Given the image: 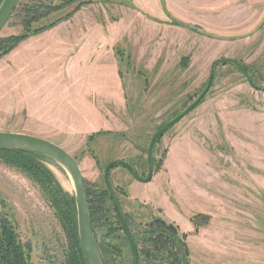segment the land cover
I'll return each instance as SVG.
<instances>
[{"label":"rangeland","instance_id":"1","mask_svg":"<svg viewBox=\"0 0 264 264\" xmlns=\"http://www.w3.org/2000/svg\"><path fill=\"white\" fill-rule=\"evenodd\" d=\"M82 2L0 58V132L62 147L96 201L112 162L147 178L152 137L199 98L213 68L203 99L155 143L150 182L115 165L109 183L133 232L177 224L190 264H264V0ZM12 16L0 40L23 35L21 12ZM40 163L73 197L63 168ZM0 214L17 224L30 264L70 263L68 232L42 188L1 154ZM122 235L114 262L132 264Z\"/></svg>","mask_w":264,"mask_h":264},{"label":"trees","instance_id":"2","mask_svg":"<svg viewBox=\"0 0 264 264\" xmlns=\"http://www.w3.org/2000/svg\"><path fill=\"white\" fill-rule=\"evenodd\" d=\"M76 3L77 5L71 12L50 24H41L51 14L60 12ZM82 5H84L82 0H61L58 4L38 0L34 4L21 6V10L16 7L13 14H17L19 11L22 14L20 25L23 28V35L0 40V58L10 53L20 41L30 35L41 33L68 19ZM92 139L93 136H90L88 141ZM0 154L11 165L22 169L31 176L42 188L58 218L65 226L72 243L69 264H85L78 239L74 198L59 187L53 175L40 163V160L49 159L37 154L16 151H0ZM99 194L101 197L99 196L98 200L93 201L91 193L86 188L92 234L102 263L116 264L114 259L119 256L121 251L119 247H116L118 245L116 244L118 240L116 232L122 230L116 214L111 216L110 210L105 206L107 199L111 201L108 190ZM8 217H10L9 214H0V264H30L27 245L21 242L15 221ZM123 217L138 253V264H190L189 253L185 245L186 236L178 235L177 229L173 225L163 220H155L144 230L133 232L129 228L126 215L123 214ZM122 237L129 246L126 237L124 235ZM130 254L132 256L131 251Z\"/></svg>","mask_w":264,"mask_h":264},{"label":"water","instance_id":"3","mask_svg":"<svg viewBox=\"0 0 264 264\" xmlns=\"http://www.w3.org/2000/svg\"><path fill=\"white\" fill-rule=\"evenodd\" d=\"M18 2L19 0H2V2L0 3V32L12 16L15 8L17 7ZM213 73L214 72L212 68L209 79L206 84V88L199 96V98L186 111H184L182 114L170 121L166 126L156 132L152 137L151 143L147 150L148 175L146 179H139L135 172L132 170V168H130V166L124 163L123 161L112 162L105 168L103 176L104 183L109 192L111 202L113 204V208L119 221L123 235L128 240L130 249L132 250L134 258L133 264H138V253L134 242L131 239L128 226L121 212L117 197L110 186L109 171L113 166L119 165L126 169L133 176V178H135L139 182H150L153 176L151 161L152 150L156 140L161 137L172 126L178 123L188 112H190L195 106L199 104V102L203 99V97L206 95V93L211 87L213 81ZM0 151H16L37 154L49 159L50 161L58 164L63 168L73 185V197L76 209L78 239L85 264H103L92 234L84 179L77 160L57 144L39 137L23 133L0 132Z\"/></svg>","mask_w":264,"mask_h":264},{"label":"crops","instance_id":"4","mask_svg":"<svg viewBox=\"0 0 264 264\" xmlns=\"http://www.w3.org/2000/svg\"><path fill=\"white\" fill-rule=\"evenodd\" d=\"M146 201V200H145ZM142 204H145V203H143L142 202ZM146 205V204H145ZM149 205V204H148ZM151 205V204H150ZM152 206H154V205H152ZM172 223H174V222H172ZM174 226L176 225L177 226V224H173ZM183 229H179V227H178V231H181V232H183L182 231ZM178 233V232H177ZM184 234H186V235H189V233H190V225L188 224L187 225V229H185V231L183 232ZM179 235V234H178Z\"/></svg>","mask_w":264,"mask_h":264},{"label":"flooded vegetation","instance_id":"5","mask_svg":"<svg viewBox=\"0 0 264 264\" xmlns=\"http://www.w3.org/2000/svg\"><path fill=\"white\" fill-rule=\"evenodd\" d=\"M147 168H148V163H147ZM130 251L132 252V250L130 249ZM132 258H133V253H132ZM133 261H134V258H133Z\"/></svg>","mask_w":264,"mask_h":264}]
</instances>
